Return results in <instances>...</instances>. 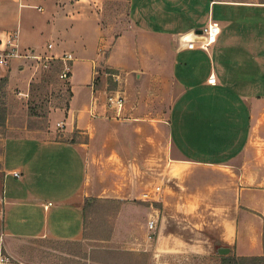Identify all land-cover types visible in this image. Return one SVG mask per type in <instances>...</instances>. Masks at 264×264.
<instances>
[{"label":"crops","instance_id":"1","mask_svg":"<svg viewBox=\"0 0 264 264\" xmlns=\"http://www.w3.org/2000/svg\"><path fill=\"white\" fill-rule=\"evenodd\" d=\"M5 1L0 0V11H7ZM9 1L21 8L36 5L40 13L49 11V17H16V24H9L15 18L12 15L0 17L2 47L15 35L21 52L48 57L70 54L71 97L67 108L48 113L44 132L29 128L30 135L3 142L0 249L26 261L29 256L20 248L25 249L30 240L81 243L84 255H68L79 264H107L102 255L114 240L122 245L114 249L124 256L148 255L150 264H166L172 256L220 255L219 249L229 251L220 257H264V17L260 31H247L259 39L261 57L245 64L240 78L235 71L239 64L231 65L235 70L226 68L221 54L216 60L211 47H186L187 42L199 40L208 23L221 29L214 46L223 39L221 23H229L234 34L230 36L238 39L243 31L237 28L241 17H236V9H263L264 3L128 0L129 29L112 40L89 0L63 2L62 7L58 4L62 0ZM215 6L234 12L226 18L222 11L215 12ZM23 19L25 42L20 39ZM37 36L46 37L48 43L36 45ZM218 49L224 52V47ZM230 49L238 51L237 46ZM163 53L169 55L165 54V65L160 60ZM127 60L133 63L127 65ZM24 63V58L12 59L0 67V79H6L8 88H24L26 97L33 81L22 69ZM101 63L126 75L146 65L152 70L163 66L181 89L171 103L166 125L144 128L148 133L143 139L135 111L123 105L117 114L106 106V99L101 105L102 93L92 87ZM210 74L215 84L208 83ZM230 85L251 87L252 92L228 93ZM57 132L61 136L56 137ZM142 144L150 149L149 156L160 145L165 158L161 169L167 173L161 199L150 204L151 214L133 202L139 194L138 181L125 177L126 165L134 167L147 158ZM94 202L117 206L112 217L100 210L107 222L104 216L89 217ZM153 213H161V221L149 241L147 221ZM95 222L101 223L106 234L86 236Z\"/></svg>","mask_w":264,"mask_h":264},{"label":"rangeland","instance_id":"2","mask_svg":"<svg viewBox=\"0 0 264 264\" xmlns=\"http://www.w3.org/2000/svg\"><path fill=\"white\" fill-rule=\"evenodd\" d=\"M72 1L74 2L75 0H62L59 1L58 4L62 7L65 5L63 2L67 3ZM89 1V5L94 8L93 11L98 14V19L100 20L101 25H103L104 30H109L111 32L112 40L129 29V21L127 17L128 0ZM257 1L264 2V0ZM35 6L36 5H32L33 8L25 6L21 8L17 4H13L9 0H6L5 8L7 11L3 12L1 10L0 17H10V15L15 17L12 23L9 24H16L18 20L16 17H49V11L40 13L39 10L34 9ZM215 10L216 13L219 10L222 11V13L227 16L226 18L234 12L232 8L222 10V7L219 8V6H215ZM236 17H241L237 23V28L239 31H243V33L238 36V39H233L232 36H234V34L230 32L231 27L229 26V23H221L220 26L223 31L221 37L223 39L220 44H216L215 46L212 45L210 52H212L216 60L219 54H221V61H223L226 68L235 70L232 68L234 67L233 63L237 62L239 65L237 70H235L237 72L236 77L240 78L242 67L245 64H254L256 63L254 60L255 58H260L261 55L262 57L264 56L263 53H261V55L258 54L260 52V47H258L259 39L254 37L253 33L247 32L249 30H253L254 32L260 31L258 27L261 25L260 19L264 17V8L236 9ZM247 17H251V19H247ZM22 24L23 29L20 39L22 42H25V32H23L25 29L24 19L22 20ZM230 33L232 36H230ZM33 42L36 45H46L48 39L46 37L37 36ZM235 46L238 47L237 52H233V50L230 49V47ZM220 47H224V52L222 51L221 53L218 49ZM22 52L24 53V50H22ZM165 54L167 53L161 54L164 58L160 59L161 63H164V65L166 64L165 59L169 56L167 54L166 57ZM42 62L43 60L25 59V63L22 65V69L27 71L33 81L29 85L26 97L23 95L25 94L24 88H8L7 83L0 79V154L2 153V145L5 139L30 135L29 128L30 130L38 129L41 130V132H44L47 127L48 113L57 108L65 109L68 107V101L70 98L68 78L61 79L59 77L60 70H56L52 66L50 63L51 60H48L46 67L42 66ZM125 62L127 65H130L131 62L133 63V61L129 62L128 60ZM108 71L112 72L109 73ZM227 71L230 72V70ZM136 74L138 76H136ZM227 75L229 74L227 73ZM94 79H98V90L96 92L102 93L99 101L101 105H104L105 99L109 95L115 94L116 92H120V94L123 95L125 101L124 105L131 111V113L135 111L133 115L139 116L141 119L138 123H140L143 128V139H146L148 133V130H145L144 128L148 129L147 127L166 125L171 103L177 94L181 92V89L170 79L169 74H167V71L163 66L158 70H152L149 68V65H146L145 68L142 67L135 73L126 75L122 71L110 69L101 63L95 69L92 84ZM227 81L228 83L232 81L230 75ZM227 90L229 91L228 93L237 95L240 93L251 94L252 92L250 91L251 87H239L233 85L227 86ZM55 136L59 137L61 134L57 132ZM75 136L77 135L75 134ZM74 140H85V138L80 137L75 139L74 137ZM100 141L99 138L96 141L97 144L100 143ZM9 152L11 155V150H9ZM14 152V155H16L17 152ZM142 152L143 156H146L147 158L141 159L140 163L134 167L126 165L129 171L125 177L127 179L131 178L138 181L139 194L137 198H135V196L133 197V202L144 206V208H146L151 214L153 212V208L150 205L152 202L142 200V194L151 191L154 186L160 185L161 192L157 196L158 199H161L162 193L167 184V173H164L161 169V164L165 161V158L163 157L164 152L160 150V145H158L152 156H149V154H151L150 149L146 144H142ZM175 160L176 159L174 158L172 161L173 164L176 163ZM166 161L170 163V160ZM156 202L154 203L156 204ZM155 204V208L160 207V205ZM92 206L94 207V211L92 215L88 212V214H90L89 217L92 216L93 219L97 218L99 220L104 216V214L101 215L100 210H103L104 213L109 211L110 216L112 217V212L117 207L105 202H94ZM96 210L98 211L97 213ZM157 217H159L158 223H160L161 213H158ZM104 221L107 222L106 216H104ZM107 230L109 233L111 232V228ZM106 232L105 228H101L100 222H95L94 225L92 224L87 228L85 235L95 238L106 234ZM146 233L148 234V232ZM149 241H151V239ZM24 245L25 249L21 246L20 252L23 250V253L29 256V258L25 261V259L11 256V264H79L81 263L80 260H75L73 262V259L68 255H84V246H82L81 243H57L51 240H30ZM109 247L111 248L105 250L107 252L102 255L103 260L107 264H127L134 260L139 264H150V258L148 255L126 257L122 252L114 249L122 247L118 240L111 242ZM166 264H220V255L214 253L208 255L189 254L184 256H172L167 259Z\"/></svg>","mask_w":264,"mask_h":264},{"label":"built area","instance_id":"3","mask_svg":"<svg viewBox=\"0 0 264 264\" xmlns=\"http://www.w3.org/2000/svg\"><path fill=\"white\" fill-rule=\"evenodd\" d=\"M221 29L217 24L208 23L201 30L198 41H190L186 43L188 49L200 48L203 50H208L217 40ZM52 45L49 44V47ZM24 58V59H36L38 61L43 60L42 66H47L48 60L58 59L62 62V70L60 71L59 77L61 79H67V74L70 72V62L72 61V56L70 54H64L60 57L54 56H38L30 51L25 53L21 52L18 48L17 37L15 35L10 36V38L2 47V42L0 41V67H6L9 65L12 59ZM209 84H215L216 78L214 75L210 74L207 79ZM124 105V97L120 92L109 95L106 97V106L111 110L116 111L117 114L121 112ZM14 177H18L17 172H12ZM161 192V186H154L149 192L142 194V200L156 202L158 201V196ZM2 199L0 198V201ZM155 214V213H154ZM151 215L147 221L148 239H153L157 233L158 217L157 214ZM12 257L5 254L2 249H0V264H11Z\"/></svg>","mask_w":264,"mask_h":264},{"label":"trees","instance_id":"4","mask_svg":"<svg viewBox=\"0 0 264 264\" xmlns=\"http://www.w3.org/2000/svg\"><path fill=\"white\" fill-rule=\"evenodd\" d=\"M264 3V2H263ZM52 66L57 70H62V62L58 59H53L50 62ZM61 68V69H60ZM109 73L112 71H108ZM70 73L67 74L69 77ZM98 79H94L92 87L94 91H97L98 88ZM1 81H6V79H1ZM69 96L71 97V93L69 90ZM220 264H264V257H238L235 255H227L220 257Z\"/></svg>","mask_w":264,"mask_h":264},{"label":"water","instance_id":"5","mask_svg":"<svg viewBox=\"0 0 264 264\" xmlns=\"http://www.w3.org/2000/svg\"><path fill=\"white\" fill-rule=\"evenodd\" d=\"M228 250L227 249H219L218 250V253L220 254V255H226V254H228Z\"/></svg>","mask_w":264,"mask_h":264}]
</instances>
